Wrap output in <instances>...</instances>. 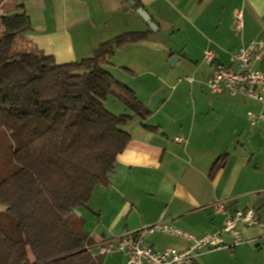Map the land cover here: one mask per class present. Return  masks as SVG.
I'll list each match as a JSON object with an SVG mask.
<instances>
[{"label": "crops", "instance_id": "1", "mask_svg": "<svg viewBox=\"0 0 264 264\" xmlns=\"http://www.w3.org/2000/svg\"><path fill=\"white\" fill-rule=\"evenodd\" d=\"M139 1L158 30L118 49L107 67L152 114L125 126L131 141L118 155L109 183L97 186L89 208L81 209L85 222L91 216L88 235L98 245L160 222L195 236L214 234L228 216L244 209L256 210L264 223V123L251 126L246 119L249 110H264L244 97L212 94L206 85L212 67L204 61L210 50L231 66L234 53L258 41L263 55L254 67L264 72V0ZM23 11L32 30L16 37L13 49L36 47L58 63L89 58L122 33L150 30L127 0H7L0 18ZM173 56L179 59L170 67L189 70L192 77L179 80L183 71L172 75L168 61ZM185 96L186 106L178 102ZM112 105L110 112H124ZM223 154H228L225 166L211 177ZM217 204L224 205V213L216 211ZM238 229L244 243L202 251L194 264H264L262 230ZM224 240L232 243L229 235ZM146 242L156 250L187 247L185 240L158 231ZM108 257L106 264H128L121 253Z\"/></svg>", "mask_w": 264, "mask_h": 264}, {"label": "trees", "instance_id": "2", "mask_svg": "<svg viewBox=\"0 0 264 264\" xmlns=\"http://www.w3.org/2000/svg\"><path fill=\"white\" fill-rule=\"evenodd\" d=\"M134 1L137 11L142 4ZM0 21V264H104L100 244L74 211L88 209L94 189L109 183L131 141L125 126L152 114L107 67L118 49L151 30L122 33L89 58L58 63L36 47L13 49V40L32 30L26 12ZM110 96L129 113H111ZM227 156L213 163L211 177Z\"/></svg>", "mask_w": 264, "mask_h": 264}, {"label": "built area", "instance_id": "3", "mask_svg": "<svg viewBox=\"0 0 264 264\" xmlns=\"http://www.w3.org/2000/svg\"><path fill=\"white\" fill-rule=\"evenodd\" d=\"M235 27L238 31L243 28L241 12L237 13ZM262 55V43L253 41L231 56V66H225L216 60L212 51L207 50L204 61L212 67L211 76L206 81L210 92L244 97L256 101L264 110V72L254 67ZM188 80L192 81L191 78ZM246 119L251 126L264 123V111L256 113L249 110ZM175 140L178 143L183 142L182 138ZM216 211L224 213V205L217 204ZM239 225L250 229L260 228L264 238V223L261 222L257 211L244 209L228 216L224 226L214 234L195 236L160 222L152 227L127 232L114 240L103 242L98 246V253L100 255L121 253L126 256L128 264H194L202 251L234 248L244 243L245 240L238 229ZM154 231L179 237L187 242V247L182 250L172 247L156 250L146 242V237ZM225 235L231 237V244L225 242Z\"/></svg>", "mask_w": 264, "mask_h": 264}, {"label": "rangeland", "instance_id": "4", "mask_svg": "<svg viewBox=\"0 0 264 264\" xmlns=\"http://www.w3.org/2000/svg\"><path fill=\"white\" fill-rule=\"evenodd\" d=\"M3 31H4V28H3V25H2V23H1V21H0V42H1V40L3 39ZM168 66H169V70H170V72H172V75H174V74H176L178 71H183L184 72V74H180L179 75V80H185L187 77H188V75H189V77H192V75H191V71H189V70H182V69H179V68H173V67H170L171 66V64L169 63V61H168ZM207 88V87H206ZM108 101V103H107V105H106V103H105V106H106V108L109 110V108L110 109H112V111H113V109H115V108H113V105H112V102L114 101L115 102V104L117 105V106H122L123 107V109H124V112H120V110H118V109H116L115 111L116 112H113V113H115V114H122V113H129V111H127V109H126V107L121 103V101L120 100H118L117 98H115V97H109L108 99H107ZM178 102H181L183 105H188V103H190V99L187 97V96H185V97H179V100H178ZM120 108V107H119ZM112 113V112H111ZM2 210H4V209H2V208H0V212L2 211ZM79 212V211H78ZM80 212H81V214H80ZM79 212V217H80V219L81 220H83L84 219V216L86 215V210H81ZM76 214V213H75ZM77 215V214H76ZM75 217V216H74ZM72 215H70V218L69 219H75ZM90 218L88 219V221L87 222H84L85 223V226H84V231H90L89 230V228H90V224H91V222H92V220H91V216H89ZM108 256H110V255H107V256H105L104 258H103V262H104V264H106L105 263V261L106 260H108Z\"/></svg>", "mask_w": 264, "mask_h": 264}, {"label": "water", "instance_id": "5", "mask_svg": "<svg viewBox=\"0 0 264 264\" xmlns=\"http://www.w3.org/2000/svg\"><path fill=\"white\" fill-rule=\"evenodd\" d=\"M131 6H135L136 5V2L134 0H127ZM136 13L138 14V16L148 25L149 29L153 32H156L158 30V26L153 22L151 16L148 14V12L143 8V7H140L137 9ZM179 59L178 56H173L171 57L169 63L171 65L174 64V62ZM4 209V208H2ZM4 210H2L1 212H4ZM77 215L79 214L78 211H74Z\"/></svg>", "mask_w": 264, "mask_h": 264}]
</instances>
